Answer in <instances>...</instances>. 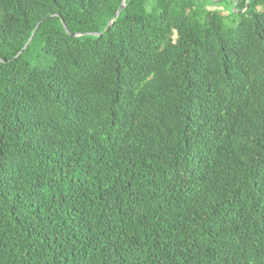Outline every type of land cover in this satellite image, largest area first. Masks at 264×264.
Masks as SVG:
<instances>
[{"label": "trees", "instance_id": "16d2710c", "mask_svg": "<svg viewBox=\"0 0 264 264\" xmlns=\"http://www.w3.org/2000/svg\"><path fill=\"white\" fill-rule=\"evenodd\" d=\"M206 1L0 0V264H264V0Z\"/></svg>", "mask_w": 264, "mask_h": 264}, {"label": "rangeland", "instance_id": "374dc122", "mask_svg": "<svg viewBox=\"0 0 264 264\" xmlns=\"http://www.w3.org/2000/svg\"><path fill=\"white\" fill-rule=\"evenodd\" d=\"M206 3L210 8H213V9H216L222 12V14H224L226 17V22L228 24H233L234 22L238 21L237 13L240 11V10H237L238 0H220L217 2L209 0V1H206ZM235 6H236V9H235ZM37 56H38L37 58L38 60L34 62V65L47 67L48 65L45 63L43 59V54L41 51L37 52Z\"/></svg>", "mask_w": 264, "mask_h": 264}, {"label": "water", "instance_id": "95a60500", "mask_svg": "<svg viewBox=\"0 0 264 264\" xmlns=\"http://www.w3.org/2000/svg\"><path fill=\"white\" fill-rule=\"evenodd\" d=\"M212 1L217 2V1H220V0H212ZM125 7H126L125 0H123V2L121 3V5H120L118 11L116 12L115 16L109 21V23L107 24V27H106V29L104 30L103 33H97V32H87V33H84V34L77 33V34H75L74 36H76V37L81 36V35H87V36H101L102 34L107 33V32L110 30V28L113 26L115 19L119 17V15L121 14V12L123 11V9H124ZM235 9H236V6H235ZM242 11H243V10H242ZM50 17H53V16H50ZM44 20H45V19H44ZM44 20H43V21H44ZM43 21H41V22H43ZM61 21H62V24H63V26H64V28H65L67 34H70V32H69V30H68V28H67V25H66L65 21H64V20H61ZM41 22H40V23H41ZM40 23L37 24V26H36V28H35L33 34H32V37L30 38V40L24 45V47H23V48L21 49V51H19V53H18V54L12 59V61H14L15 59H17V58H18V57H19V56H20V55H21V54H22V53L28 48L29 44L31 43V41L33 40V38H34V36H35V33H36V31H37V29H38ZM0 61L4 63V60L1 59V58H0Z\"/></svg>", "mask_w": 264, "mask_h": 264}]
</instances>
